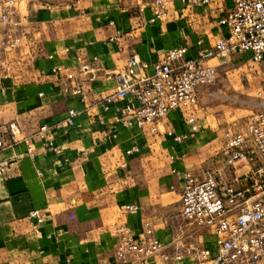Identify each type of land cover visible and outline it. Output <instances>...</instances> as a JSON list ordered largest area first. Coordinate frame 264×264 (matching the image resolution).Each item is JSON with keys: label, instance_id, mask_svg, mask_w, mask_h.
I'll return each instance as SVG.
<instances>
[{"label": "crops", "instance_id": "obj_1", "mask_svg": "<svg viewBox=\"0 0 264 264\" xmlns=\"http://www.w3.org/2000/svg\"><path fill=\"white\" fill-rule=\"evenodd\" d=\"M149 2L75 0L25 14L17 10L28 38L12 60L0 55V136L9 123H16L30 139L34 157L11 163L0 176V264H114L112 229L125 224L137 234L145 220L168 247L182 219V174L201 177L206 169L222 164L221 159H210L209 167L198 171L194 164L207 157L196 147L200 131L180 144L163 134L168 129L187 131L179 114L170 113L155 137L135 127L115 126L112 112L86 110L78 99L63 98L50 75L54 65L73 68L78 56H96L101 72L91 88L106 95L113 91V74L123 71L132 54L152 65L165 51L187 47V57L193 58L196 41L210 46L226 36L221 21L231 8L230 0L193 11L174 4L167 17L155 23L150 22ZM0 27L7 31L0 41L15 32ZM2 61L11 62L10 79H1ZM69 109L76 113L75 126H56ZM97 116L105 119V127L96 124ZM43 125L50 127L46 136L61 147L60 153L46 151L39 143L36 133ZM158 137L165 141L154 140ZM133 147L140 151L126 155ZM25 150L24 144L1 150L0 161ZM174 184L180 190L177 207L170 206L168 191ZM129 204L138 206L137 215L124 214ZM33 211L39 212L41 223L30 217Z\"/></svg>", "mask_w": 264, "mask_h": 264}, {"label": "built area", "instance_id": "obj_2", "mask_svg": "<svg viewBox=\"0 0 264 264\" xmlns=\"http://www.w3.org/2000/svg\"><path fill=\"white\" fill-rule=\"evenodd\" d=\"M221 1L224 0H150L147 7L150 22L155 23L165 19L174 4L193 11ZM230 2L231 8L221 21L226 28L225 37L210 46L196 41L193 58L187 57V47L165 51L152 65L132 54L123 71L113 74L111 93L101 95L91 88L101 72L96 56L89 59L78 56L73 68L54 65L49 69L50 75L57 81L63 98L78 99L86 110L96 107L102 113L112 112L115 126L135 127L155 137L160 134L162 121L175 112L183 119L187 131L175 133L168 129L163 134L176 144L189 141L200 131L195 116L198 91L215 81L217 68L225 66L230 57L243 54H248L254 63L264 61V0ZM0 24L15 31L2 39L5 51L17 49L28 38L14 0H6L0 6ZM47 59L52 60V56ZM11 71V63L2 61L1 79H10ZM75 116V111L69 109L56 126L73 128ZM96 124L105 127L106 121L97 116ZM49 131L50 127L43 125L36 137L46 151L58 154L61 147L46 136ZM18 144L26 146L25 152L0 161V176L11 163L34 157L30 139L16 123H9L0 136V151ZM139 151L133 147L125 154ZM216 156L222 164L206 169L201 177L190 172L182 174L180 216L185 229L177 231L170 245H162L150 221H143L137 234L125 224L116 225L111 231L114 264H264V112L249 115L241 130L226 131ZM123 212L135 216L139 208L129 204ZM30 217L42 222L38 211L30 213ZM190 229L205 233L209 243L195 242Z\"/></svg>", "mask_w": 264, "mask_h": 264}, {"label": "rangeland", "instance_id": "obj_3", "mask_svg": "<svg viewBox=\"0 0 264 264\" xmlns=\"http://www.w3.org/2000/svg\"><path fill=\"white\" fill-rule=\"evenodd\" d=\"M14 1L17 10H22L25 14L27 10H35L46 5L64 7L75 0ZM6 32V29L0 27L1 35L6 34L7 36ZM16 50L5 51L0 44V55L4 56V53L10 55L8 56L9 61L13 59ZM212 64H216V62L213 61ZM256 112H264V61L254 63L248 54L232 56L225 66L217 68L215 81L199 89L195 116L201 129L196 147H200L199 154L207 155V157H203L201 163L194 164L198 171L209 167L210 159L217 158L220 161V157H217L216 153L222 145L223 134L226 131L241 130L246 118ZM154 140L165 141L162 137ZM204 145L206 146L203 147ZM162 164L166 167L165 172L169 174V168L166 166L167 161L164 160ZM168 191L172 193L170 206L177 207L180 194L179 185L174 184L171 189L168 187ZM176 224L179 229H185V223L181 218ZM190 232L193 234L192 238L195 242L204 245L209 243V238L205 236V233L200 231L194 233L191 229Z\"/></svg>", "mask_w": 264, "mask_h": 264}]
</instances>
